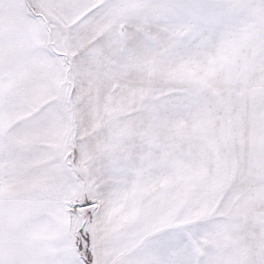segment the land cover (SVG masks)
Returning a JSON list of instances; mask_svg holds the SVG:
<instances>
[{
	"label": "snow or ice",
	"instance_id": "1",
	"mask_svg": "<svg viewBox=\"0 0 264 264\" xmlns=\"http://www.w3.org/2000/svg\"><path fill=\"white\" fill-rule=\"evenodd\" d=\"M0 264H264V0H0Z\"/></svg>",
	"mask_w": 264,
	"mask_h": 264
}]
</instances>
